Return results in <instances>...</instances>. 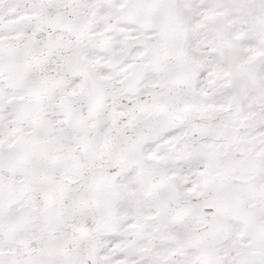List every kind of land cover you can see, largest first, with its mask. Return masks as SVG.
<instances>
[{
    "label": "snow or ice",
    "instance_id": "obj_1",
    "mask_svg": "<svg viewBox=\"0 0 264 264\" xmlns=\"http://www.w3.org/2000/svg\"><path fill=\"white\" fill-rule=\"evenodd\" d=\"M0 264H264V0H0Z\"/></svg>",
    "mask_w": 264,
    "mask_h": 264
}]
</instances>
